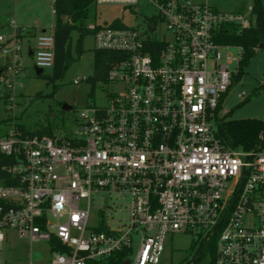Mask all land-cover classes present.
Wrapping results in <instances>:
<instances>
[{
	"label": "built area",
	"instance_id": "1",
	"mask_svg": "<svg viewBox=\"0 0 264 264\" xmlns=\"http://www.w3.org/2000/svg\"><path fill=\"white\" fill-rule=\"evenodd\" d=\"M211 1L96 0L145 2L157 15L144 30L88 24L94 50L120 56L78 131L40 137L11 126L0 136V264H96L134 247L133 264H159L174 235L212 245L214 264H264V136L245 151L217 130L242 57L217 37L250 28L252 6L221 12ZM23 33L14 25L0 37L8 59L0 83L9 88L23 71ZM230 48L238 57L223 61ZM31 52L34 67L52 69L53 34L37 35ZM11 233L45 244L46 258L3 260Z\"/></svg>",
	"mask_w": 264,
	"mask_h": 264
},
{
	"label": "rangeland",
	"instance_id": "2",
	"mask_svg": "<svg viewBox=\"0 0 264 264\" xmlns=\"http://www.w3.org/2000/svg\"><path fill=\"white\" fill-rule=\"evenodd\" d=\"M195 2L201 0H192ZM211 5L221 12L248 13L251 0H212ZM157 15L156 9L149 3L141 2L137 8H125L123 5L103 3L96 5L92 23L97 27L113 26L118 23L126 28L139 27L144 30L147 19ZM14 25L31 33L30 43L35 35L44 31L53 33L55 15L51 0H0V37L8 38ZM79 35L72 34L75 45ZM23 43V47H24ZM83 54L75 58L62 81L49 80L52 69H46L36 75L32 56L23 52V71L17 76L10 88L0 83V136L15 124H23L29 130L53 127V135H72L79 129L76 119L91 103L100 104L107 88L99 81L92 87L86 78L94 74V40L91 35L85 37ZM223 61L227 57H238V50L230 48L220 51ZM76 55H74L75 57ZM8 59L0 53V66ZM75 81H78L75 84ZM106 88V89H105ZM245 94L242 99L240 94ZM68 106L71 110L64 111ZM218 120L258 119L264 121V46L245 64L240 76L233 79V85L222 100ZM193 237L191 235L167 236L159 264H193ZM207 252L197 264H210L209 245ZM136 247L130 256L134 263ZM45 244L19 240L11 233L5 244L2 258L8 263L31 260L38 263L46 258Z\"/></svg>",
	"mask_w": 264,
	"mask_h": 264
},
{
	"label": "trees",
	"instance_id": "3",
	"mask_svg": "<svg viewBox=\"0 0 264 264\" xmlns=\"http://www.w3.org/2000/svg\"><path fill=\"white\" fill-rule=\"evenodd\" d=\"M252 1L253 25L241 32H236L228 27L217 37V42L242 48V57L239 64L238 76L243 72L245 64L255 54L260 44H264V0ZM96 0H56L54 38V61L49 80L51 82L62 81L75 58L83 54V42L86 36L92 35L87 30L92 23ZM114 28H126L118 23ZM77 32L79 37L73 45L72 34ZM22 37V36H21ZM74 55H76L74 57ZM118 53L94 50V74L86 78V82L92 87L99 81L106 82L108 70L112 63L119 58ZM2 68L0 67V71ZM16 130L29 136L52 137L53 127L50 125L38 130H29L23 124H13ZM217 130L221 140L229 147L245 151L256 150L260 146V136H264V121L258 119L242 120H217ZM210 264L215 261V249L209 245ZM207 249L205 245L193 248V264L201 261ZM130 252L122 251L106 262L96 264H128ZM187 264H190L188 262Z\"/></svg>",
	"mask_w": 264,
	"mask_h": 264
},
{
	"label": "crops",
	"instance_id": "4",
	"mask_svg": "<svg viewBox=\"0 0 264 264\" xmlns=\"http://www.w3.org/2000/svg\"><path fill=\"white\" fill-rule=\"evenodd\" d=\"M21 30H25V29H21ZM44 31H42L43 33ZM31 33L27 30H25V33H23V36H22V43H24V47H23V52L25 51V53L28 55V56H32V52L31 50L34 48L35 46V38L37 35H35V38H34V42L31 44L30 43V40H31ZM33 58V57H32ZM1 68H3L4 66H0Z\"/></svg>",
	"mask_w": 264,
	"mask_h": 264
},
{
	"label": "water",
	"instance_id": "5",
	"mask_svg": "<svg viewBox=\"0 0 264 264\" xmlns=\"http://www.w3.org/2000/svg\"><path fill=\"white\" fill-rule=\"evenodd\" d=\"M44 33V32H43ZM264 46V44H260V46H259V48H262ZM34 70H35V74L38 76V75H41L42 73H43V70H41V69H38V68H36V67H34ZM63 110L64 111H68V110H71V108L70 107H68V106H64L63 107ZM128 264H129V261L127 262Z\"/></svg>",
	"mask_w": 264,
	"mask_h": 264
}]
</instances>
